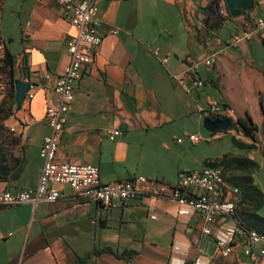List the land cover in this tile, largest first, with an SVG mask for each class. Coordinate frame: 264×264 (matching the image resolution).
<instances>
[{
    "label": "crops",
    "instance_id": "0c3cea01",
    "mask_svg": "<svg viewBox=\"0 0 264 264\" xmlns=\"http://www.w3.org/2000/svg\"><path fill=\"white\" fill-rule=\"evenodd\" d=\"M14 2L8 27L20 34L22 51L16 60L18 65L25 60L28 77L19 79L31 83L27 93L33 96L25 95L15 106L24 126L22 170L13 181L0 180V193L37 185L38 153L49 133L44 113L57 102L53 77L68 62L67 41L74 34L68 15L54 1ZM220 2L224 0H96L101 42L72 84L56 160L96 166L102 183L141 176L165 185L167 195L141 193L123 205L103 207L77 199L61 186L63 198L53 203L0 207V264H250L241 252V233L224 257L212 236L202 234L198 214L169 197L179 171L197 170L177 158L179 149L169 143L172 134H200H187L180 120L188 118L198 130L203 116L197 106L211 100L220 108L231 107L237 118L249 114L258 132L255 149L246 155L264 157V37L226 46L233 32L252 25L264 0H251L235 15L226 6L221 15ZM215 52V63L199 65L195 73L204 87L184 93L172 76ZM111 128L120 131L114 141L106 132ZM223 223L230 221L216 217L211 228ZM103 248L111 252L97 253ZM124 252L131 254L123 258Z\"/></svg>",
    "mask_w": 264,
    "mask_h": 264
},
{
    "label": "built area",
    "instance_id": "2783aa9c",
    "mask_svg": "<svg viewBox=\"0 0 264 264\" xmlns=\"http://www.w3.org/2000/svg\"><path fill=\"white\" fill-rule=\"evenodd\" d=\"M68 15L74 34L67 41L69 59L63 70L55 75L53 91L57 102L45 109L44 120L49 133L43 138L39 158L41 160V173L36 187L16 192L4 191L0 193V207H12L24 203L36 205L38 203H53L63 198L58 187L68 186L73 197L81 200H90L103 207H112L115 204L123 205L127 200L147 193L155 197L166 196V186L144 177L102 183L99 179L98 168L89 164L60 163L56 160V151L66 122V114L73 99L72 84L78 81L83 71L92 62L95 49L101 42L99 32L101 22L97 17L96 0H52ZM225 3H219V13L225 14ZM264 37V10L254 17L250 27L233 32L226 46L236 47L240 43ZM219 52L211 53L198 62H193L187 68L172 78L182 91L191 94L194 90L204 87V81L195 76L199 65L211 67ZM167 58H162L166 62ZM45 78H51L46 75ZM32 88L30 83L29 89ZM28 89V90H29ZM27 98H32L29 91ZM200 116H221L232 121V127L237 120L234 110L229 106L220 108L217 101L211 100L205 106H197ZM18 134L21 135L24 126L17 123ZM10 131L14 128L10 127ZM107 136L114 141L120 131L116 128L108 129ZM234 135V132L227 130ZM211 134L207 140L215 138ZM190 142L196 143L205 140L200 134H190L186 137ZM181 143L182 139H177ZM147 188L143 190V185ZM238 189L228 185L223 178L222 171L217 167L204 166L199 170H182L177 174L176 183L169 194L179 205L188 206L194 210L202 223L203 235H211L217 250L224 257L232 252L233 243L239 232L238 222L235 219L234 201ZM216 217H223L230 224H220L211 228ZM242 234L241 252L250 261V264H264V235L255 230Z\"/></svg>",
    "mask_w": 264,
    "mask_h": 264
},
{
    "label": "trees",
    "instance_id": "16d2710c",
    "mask_svg": "<svg viewBox=\"0 0 264 264\" xmlns=\"http://www.w3.org/2000/svg\"><path fill=\"white\" fill-rule=\"evenodd\" d=\"M4 0H0V18L3 9ZM0 45L3 46V68L4 73L10 79V89L6 100V114L1 118L0 122V180L13 181L22 170V159L20 157L22 147L20 146V135H13L8 132L2 124V121L8 119L12 115V110L16 103L14 102V73L15 68H19L22 78L28 77L25 60L22 59L17 64V60L5 45V41L0 35ZM261 111L264 112L260 103ZM212 118H220L221 116H212ZM228 130L234 132L235 136H241L248 139L249 143H244L240 139L232 136V143L238 149L244 150L245 154L234 155L230 153L223 154L212 161H207L206 166L217 167L222 171L224 181L238 189L235 206V219L238 222L239 232L245 233L249 230H255L264 235V217L259 215V210L264 205V194L255 182V173L258 169L256 161L248 158L246 152L255 149L257 143L258 128L251 120L248 113L242 118H237L236 122ZM216 134V133H215ZM9 146L17 149V154L12 150L4 151L3 148ZM100 252H111L110 248H103ZM131 252H124L120 256L126 258ZM78 264H83L78 261Z\"/></svg>",
    "mask_w": 264,
    "mask_h": 264
},
{
    "label": "rangeland",
    "instance_id": "374dc122",
    "mask_svg": "<svg viewBox=\"0 0 264 264\" xmlns=\"http://www.w3.org/2000/svg\"><path fill=\"white\" fill-rule=\"evenodd\" d=\"M14 1L16 0H4L3 2V9L1 13L0 18V35L2 39L5 41L6 47L9 49V51L13 54L15 59L18 58L19 54L22 51L21 48V42H20V34L15 29L8 27V15L9 10L12 5H14ZM3 46L0 45V122L1 118L6 114V100L8 97V92L10 89V79L8 76L4 73L3 68ZM22 77V74L20 72V69L17 67L15 68L14 78L19 79ZM16 109L14 106V109L12 110V115L8 118L2 121V124L7 129L8 132L12 133L13 135L17 136L19 128L17 126V123H20L16 119ZM182 118L180 120L181 124H184L185 127L183 130L189 133H200L206 137H210L211 134L207 133L202 126L197 130L194 128L191 121L186 118L183 120ZM10 127H13L14 130L10 131ZM184 134L182 132L172 134L173 137H171L169 143L171 146H175L179 149V156L177 158L181 159L185 162L186 168H194V169H201L202 166H206L207 161H212L213 159L226 154H245L244 150L238 149L234 146L232 143V136H235V134L227 133V131H221L217 132L214 135H218V137L208 140V141H200L198 143L192 144L188 140H186L183 136ZM236 137V136H235ZM183 139V144L179 145L176 144V139ZM237 138V137H236ZM4 151L7 152V150H12L15 154H17V149L12 148L9 146H5L3 148ZM254 161L258 164V169L255 173V180L257 185L260 187L264 194V157L263 156H257V154H254ZM259 215L264 217V205L259 210Z\"/></svg>",
    "mask_w": 264,
    "mask_h": 264
},
{
    "label": "water",
    "instance_id": "95a60500",
    "mask_svg": "<svg viewBox=\"0 0 264 264\" xmlns=\"http://www.w3.org/2000/svg\"><path fill=\"white\" fill-rule=\"evenodd\" d=\"M212 2L211 4H214ZM225 6L230 14L235 15L238 10L244 9V7H250L251 0H224ZM30 82L28 80L16 79L14 81V102L18 108L29 89ZM202 128L210 134H215L221 131H227L232 125V121L229 118H211L203 117L201 122Z\"/></svg>",
    "mask_w": 264,
    "mask_h": 264
}]
</instances>
